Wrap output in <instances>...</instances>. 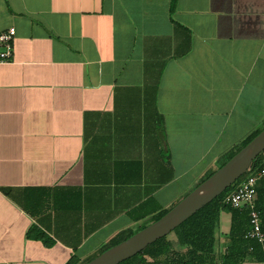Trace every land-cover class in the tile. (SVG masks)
<instances>
[{"label":"crops","instance_id":"obj_1","mask_svg":"<svg viewBox=\"0 0 264 264\" xmlns=\"http://www.w3.org/2000/svg\"><path fill=\"white\" fill-rule=\"evenodd\" d=\"M10 28L0 264L86 263L264 125V0H0Z\"/></svg>","mask_w":264,"mask_h":264},{"label":"trees","instance_id":"obj_2","mask_svg":"<svg viewBox=\"0 0 264 264\" xmlns=\"http://www.w3.org/2000/svg\"><path fill=\"white\" fill-rule=\"evenodd\" d=\"M261 129L255 131L239 146L238 151L258 135ZM235 153V150L230 153L229 159ZM263 167L264 153L257 158L251 169ZM239 181L240 179L220 196L189 217L169 235L157 240L139 254L119 264H243L248 258L259 262L264 261V242L261 243L257 239L247 237L248 231L251 229L249 209L246 207L234 208L225 201L226 196L234 190ZM263 186L264 180L259 181L257 185L259 210ZM167 212V210L163 211L155 220ZM223 212L231 214V228L227 236L229 239L228 246L219 255L217 252L218 232L220 217ZM262 231L264 232V219ZM133 234V230L122 233L106 245L101 252ZM71 264L75 263L71 262Z\"/></svg>","mask_w":264,"mask_h":264},{"label":"water","instance_id":"obj_3","mask_svg":"<svg viewBox=\"0 0 264 264\" xmlns=\"http://www.w3.org/2000/svg\"><path fill=\"white\" fill-rule=\"evenodd\" d=\"M262 153H264V129L161 218L84 264H119L139 254L149 245L169 235L189 217L234 185L249 172Z\"/></svg>","mask_w":264,"mask_h":264},{"label":"built area","instance_id":"obj_4","mask_svg":"<svg viewBox=\"0 0 264 264\" xmlns=\"http://www.w3.org/2000/svg\"><path fill=\"white\" fill-rule=\"evenodd\" d=\"M16 33L15 28H10L8 32L0 34V61H6L13 53L12 39ZM264 180V167L251 169L240 178V181L225 198L234 208L246 207L250 211L251 229L247 237L264 242V232L262 231L261 214L257 206L259 181Z\"/></svg>","mask_w":264,"mask_h":264},{"label":"rangeland","instance_id":"obj_5","mask_svg":"<svg viewBox=\"0 0 264 264\" xmlns=\"http://www.w3.org/2000/svg\"><path fill=\"white\" fill-rule=\"evenodd\" d=\"M262 129H261V131L264 129V125L261 127ZM240 148V147H239ZM235 152H238V147L235 149ZM229 160V155L228 156H226L220 163H218L216 166L217 167H215L212 171H210L205 177H204V179L203 180H205L210 174H212L214 171H216L218 168H220L222 165H224V163H226L227 161ZM202 180V181H203ZM201 181V182H202ZM179 202V201H178ZM177 202V203H178ZM174 206V205H173ZM170 209V208H169ZM168 211V210H167ZM154 220H155V218L154 219H152V220H150V221H148L147 223H145V224H143V225H141L139 228H136V229H134L133 230V232L134 233H136L137 231H139L140 229H142V228H144L145 226H147V225H149V224H151L152 222H154ZM173 237V236H172ZM174 238V237H173Z\"/></svg>","mask_w":264,"mask_h":264}]
</instances>
